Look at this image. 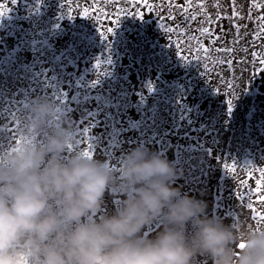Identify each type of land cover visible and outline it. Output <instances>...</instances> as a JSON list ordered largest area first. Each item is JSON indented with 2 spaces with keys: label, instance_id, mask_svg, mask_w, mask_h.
I'll list each match as a JSON object with an SVG mask.
<instances>
[{
  "label": "bare ground",
  "instance_id": "bare-ground-1",
  "mask_svg": "<svg viewBox=\"0 0 264 264\" xmlns=\"http://www.w3.org/2000/svg\"><path fill=\"white\" fill-rule=\"evenodd\" d=\"M146 3L0 0L9 9L0 17V149L13 142L31 100L43 97L61 107L68 126L87 129L63 155L91 150L114 169L115 190H106L97 216L113 212L126 195L119 190L120 162L143 146L173 164L179 172L173 186L205 201L209 217L237 228L258 226L253 209L264 213V182L260 191L256 184L264 170V106L248 93L264 57V36L255 38L264 9H252L249 20L251 0H235L243 19L209 25L203 23L208 16H231L233 0H194L188 13L186 0ZM109 26L114 31L102 40L98 31ZM201 26L221 39L214 44L215 36L201 35ZM231 47L237 51L215 50ZM77 85L87 93L81 105L73 103ZM159 228L152 224L146 234ZM197 264L211 261L200 257Z\"/></svg>",
  "mask_w": 264,
  "mask_h": 264
},
{
  "label": "clouds",
  "instance_id": "clouds-1",
  "mask_svg": "<svg viewBox=\"0 0 264 264\" xmlns=\"http://www.w3.org/2000/svg\"><path fill=\"white\" fill-rule=\"evenodd\" d=\"M28 109L0 149V264H264V222L209 217L205 201L173 186V164L143 146L120 162L126 195L97 216L114 169L82 149L63 155L75 134L59 105L36 97Z\"/></svg>",
  "mask_w": 264,
  "mask_h": 264
},
{
  "label": "snow or ice",
  "instance_id": "snow-or-ice-1",
  "mask_svg": "<svg viewBox=\"0 0 264 264\" xmlns=\"http://www.w3.org/2000/svg\"><path fill=\"white\" fill-rule=\"evenodd\" d=\"M9 3L11 4H15L16 3V0H8ZM37 2H39V0H37ZM142 2H145V6L147 7V3H146V0H142ZM193 3H194V0H186V7L183 9V11L185 13H188L189 9H192L193 7ZM171 6V5H170ZM217 7H219V5L217 4L216 5ZM178 7V5H177ZM252 9H264V0H251V5H250V8H249V14H248V19L251 20L252 19ZM9 11V9L7 8L6 4H0V17H3L4 15L7 14V12ZM87 12L88 10L85 9V12H84V15H87ZM205 12V8L203 6V4H201L199 6V13L200 14H203ZM71 18V17H69ZM171 19H175V17H169ZM197 15L196 14H189L188 16V19H190L191 21L195 22L197 20ZM167 19V18H166ZM222 19H232L233 21L237 20V19H243V17L241 16V13L239 11H237L235 9V0H233V10L231 12V16H225V15H221V14H218L216 17H215V20H213V17L211 16H208L207 19L205 21H203V23H207L209 25H211L212 23L216 22V21H219V20H222ZM256 20L258 21V29L259 31H257L255 33V38H260L261 36H264V15H259L256 17ZM116 27L118 26V23L119 21L117 20L116 22ZM184 23H187V20L184 21ZM233 27H235L236 29V34L237 36H239V24L237 23H233ZM114 31V27L112 26H109L107 27L106 29H103L101 28L99 31H98V34L100 35V38L102 40H107L109 34H112ZM168 31H172V29H168ZM198 31L200 32L201 35H207V36H215L214 40H213V43H217L221 37L219 35H215L212 28L211 27H203L201 26ZM193 39H196L195 37H193ZM199 43V41H198ZM240 43V40L239 39H235L233 40V44H239ZM204 51H208V49H203ZM217 53H220V52H224V53H235L237 50L236 48L234 47H231V48H217L215 49ZM243 51L245 53H247L249 51V49L247 48V46H245V48L243 49ZM253 57H260V54L257 53V52H253L252 53ZM107 63L110 62V60H107L106 61ZM221 62H224V61H221ZM229 65H231L234 61L232 60H228L226 61ZM259 63L260 64H264V57H261L259 59ZM97 66H99V61H97ZM151 88V86H149ZM232 110V105H231V101L228 102V111L231 112ZM85 131V134L87 133V129L84 130ZM17 143H19V140H17ZM72 146L69 145V148H71ZM89 149H90V146H89ZM84 154L85 155H91V151L89 150H85L84 151ZM225 167H229L228 165H225ZM230 171H232L233 169L232 168H229ZM261 171V179L257 180L256 181V184H257V191H260V185L262 184V182H264V170H260ZM246 183V182H245ZM260 200L262 202H264V195L260 196ZM247 207L249 209H253V205L251 203H249L247 205ZM253 212H254V219H258V222H264V213H261V212H256L255 209H253ZM239 247L240 248H243L244 247V244L243 243H240L239 244Z\"/></svg>",
  "mask_w": 264,
  "mask_h": 264
},
{
  "label": "rangeland",
  "instance_id": "rangeland-1",
  "mask_svg": "<svg viewBox=\"0 0 264 264\" xmlns=\"http://www.w3.org/2000/svg\"><path fill=\"white\" fill-rule=\"evenodd\" d=\"M256 68H257L256 72L252 75L253 79H252V84H251V88H250L251 90L249 91L248 96L250 98H254L255 100H257L259 103H261L264 106V64H258V65H256ZM173 86H174V84L172 85V87ZM169 87H170V85H169ZM76 91L77 92L75 94L73 103L81 105L83 102V99L86 97L87 93L82 90L81 85L76 86ZM93 96L97 97V95H95V94H93ZM98 101H100V100H98ZM60 102L65 104V102L63 100H60ZM22 107H26V105L22 104ZM82 126H83V128L81 129V131H79L76 129V124H73V123L69 124V127L73 130V132L75 134L73 145L78 143V136L79 135H77V134L85 133V131H84L86 129L85 125L82 124ZM95 159L100 160V155H97Z\"/></svg>",
  "mask_w": 264,
  "mask_h": 264
}]
</instances>
